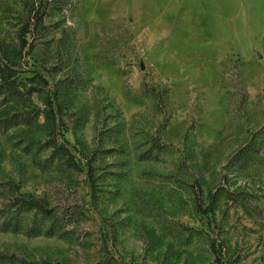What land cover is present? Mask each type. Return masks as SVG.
<instances>
[{
	"label": "rangeland",
	"instance_id": "obj_1",
	"mask_svg": "<svg viewBox=\"0 0 264 264\" xmlns=\"http://www.w3.org/2000/svg\"><path fill=\"white\" fill-rule=\"evenodd\" d=\"M0 264H264V0H0Z\"/></svg>",
	"mask_w": 264,
	"mask_h": 264
}]
</instances>
